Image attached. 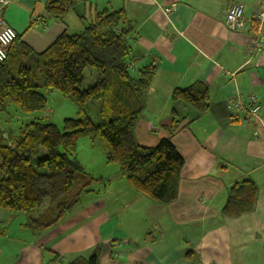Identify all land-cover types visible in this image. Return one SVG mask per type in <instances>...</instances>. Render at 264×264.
I'll return each instance as SVG.
<instances>
[{"label":"crops","instance_id":"crops-1","mask_svg":"<svg viewBox=\"0 0 264 264\" xmlns=\"http://www.w3.org/2000/svg\"><path fill=\"white\" fill-rule=\"evenodd\" d=\"M49 1L13 0L0 12L35 52L64 31L82 30L94 12L125 11L135 30L130 63L157 68L137 140L154 146L174 122L172 141L185 164L170 204L93 173L111 192L94 189L47 229L25 226L27 220L9 227L3 223L11 213H0V264H70L97 253L98 264H264V52L247 55L259 0H76L63 20L48 14ZM232 2L244 6L245 24L236 30L225 22ZM196 83L211 101L202 114L172 100L175 88ZM250 94L261 105L256 116L236 107ZM245 178L259 186L254 210L223 215L228 187ZM91 196L97 200L83 207Z\"/></svg>","mask_w":264,"mask_h":264},{"label":"trees","instance_id":"trees-1","mask_svg":"<svg viewBox=\"0 0 264 264\" xmlns=\"http://www.w3.org/2000/svg\"><path fill=\"white\" fill-rule=\"evenodd\" d=\"M76 0H51L47 12L57 20L71 11ZM134 24L124 10H102L78 32L64 31L41 52H35L18 34L0 60V210L32 212L46 200L44 209L26 225L44 230L59 223L80 202L83 192L97 180L76 157L83 136L105 144L107 163L119 166L136 192L161 204L178 197L185 159L169 136L154 146L139 144L136 127L147 106L149 89L157 73L153 64L133 70ZM129 61V62H128ZM89 75L85 86V70ZM47 90L58 91L76 105L77 116L62 125L8 111L9 104L25 114L44 112ZM98 102L97 120L87 104ZM182 102L202 114L210 107L206 86L200 83L172 91ZM173 117H177L175 106ZM16 115V116H15ZM15 120L12 121L9 117ZM5 124H1V121ZM259 186L252 178L228 187L223 215L239 217L254 210ZM99 254L77 258L70 264H98Z\"/></svg>","mask_w":264,"mask_h":264},{"label":"rangeland","instance_id":"rangeland-1","mask_svg":"<svg viewBox=\"0 0 264 264\" xmlns=\"http://www.w3.org/2000/svg\"><path fill=\"white\" fill-rule=\"evenodd\" d=\"M95 13L96 12L93 13V16L95 15ZM133 35H134V33H133ZM132 68H133V70L136 69L135 66L134 67L132 66ZM92 72H93V74L96 72L94 70V68L88 67L85 70V75H86L85 86L89 85L88 84L89 83L88 78H89L90 73H92ZM46 94L48 97V102H47V108L44 112L35 113L33 115L25 114V113H22L19 110H17L13 104H9L8 111H9V113H12V114H18V115L21 114V116L26 117L25 120L27 122L30 121V119H34V117H39V118L41 117L42 119L54 122L59 126L62 125V122L65 118L77 116L76 105L73 104L70 100L63 98L62 95L58 91L47 90ZM87 111H88L90 118H92V120L96 121L97 120V113H98V102L96 100L89 102L87 104ZM6 114L3 112L0 113V117L2 115L4 116ZM10 118L12 121L15 120V117L13 119V117L10 116L9 119ZM1 124H5L3 122V120L1 121ZM93 140H95V141H93ZM104 152H105V145H104L103 141L100 140L99 138L93 139V138H90L88 136H83L78 141V147H77V151H76L77 158L81 161V163L84 165V167L88 170L89 173H91L92 175H93V173H96L97 175H99V174H103V175H107V176L111 175L110 177H112L115 181L116 180L119 181V179H121V178H122V180L127 181L126 178L123 175H121V173H120L121 171H119L120 169H119V166L117 164L108 163L109 165H107ZM106 166H108V167H106ZM94 177L97 180H95V182L90 186L93 189H91L89 192H83L81 194L80 200H81V198H83V196L87 195L88 193H93V191H95L94 189H97V188L102 189V193L105 191L106 188H107L108 193L111 192L112 186H110L107 182H105L103 180V178H98L97 176H94ZM128 186H130V185L128 184ZM131 189L133 192H135L134 194H137L133 188H131ZM96 191H98V190H96ZM103 195H104V193H103ZM140 195L143 197H146V196L139 193L138 196H140ZM92 198H93V201L97 200L96 197L91 196L90 199H86L83 202V207L88 205L87 202L90 201ZM47 202H48V200H46L45 203L43 204V206H41L39 209L32 210V212H29V213L23 212V211L0 210V213H4V214L11 213V214H8L10 220H7L3 224H8V226L11 227L12 222L14 220H15L16 224L23 221V220H27V222H28L29 219H31L32 217H36V214L39 211H41L42 209H44ZM79 204L80 203H78L77 205H79ZM89 204H91V203H89ZM27 222H26V224H27ZM3 224H1V225H3ZM26 224H25V226H26ZM185 247H187V246H185ZM185 250H186V248H185ZM194 259L196 261L199 260L198 257H194Z\"/></svg>","mask_w":264,"mask_h":264},{"label":"built area","instance_id":"built-area-1","mask_svg":"<svg viewBox=\"0 0 264 264\" xmlns=\"http://www.w3.org/2000/svg\"><path fill=\"white\" fill-rule=\"evenodd\" d=\"M13 0H0V12L6 8ZM171 8H165L169 12ZM225 22L229 30L242 28L245 24L244 6L240 2H232L227 8ZM253 23L256 32V38L248 47L247 55L252 56L256 52H264V0H259L255 14L249 19ZM18 33L7 20L0 16V60L7 58L6 47L11 44ZM239 112L244 115L256 116L261 108V105L255 94H250L248 104L238 103L236 105ZM234 118L237 116L234 115Z\"/></svg>","mask_w":264,"mask_h":264}]
</instances>
